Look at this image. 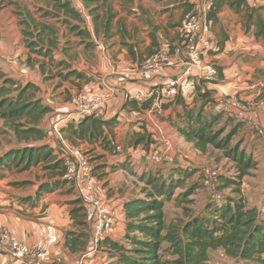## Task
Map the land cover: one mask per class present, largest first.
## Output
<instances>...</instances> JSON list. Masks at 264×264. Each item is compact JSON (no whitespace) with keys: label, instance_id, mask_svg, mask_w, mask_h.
Here are the masks:
<instances>
[{"label":"trees","instance_id":"1","mask_svg":"<svg viewBox=\"0 0 264 264\" xmlns=\"http://www.w3.org/2000/svg\"><path fill=\"white\" fill-rule=\"evenodd\" d=\"M97 1L83 0L85 14L90 17L91 27L96 34L98 17L95 12L97 9L91 6ZM41 2L46 5L45 9L39 11L41 18L54 20L55 23L65 27L69 33L84 40L91 39V33L84 22V15L74 8L71 0H41ZM224 5H228L236 13H240L245 8L244 26L246 29L253 26L256 39L264 40V5L250 7L246 0H213L207 13V20L211 23V27L217 24L218 14ZM5 6L4 1L0 0V11ZM194 11V7H191L186 14ZM15 14L19 15L18 24L22 27L21 32L26 47L31 54L43 59L37 62L35 58L28 57L25 60L27 67L38 64L43 75L46 59L51 67L63 69V72L57 73L62 81H68L70 78L86 79L84 72L72 69L65 59L61 58L54 62L55 55L61 52L64 54L67 47L61 52L58 51V33L53 26L37 22L29 12H15ZM110 20L108 18L104 22L105 35L109 31ZM216 43L218 44L215 54H218L222 43L220 45L219 42ZM86 45L89 48L95 46L94 43L89 42H86ZM156 53L157 51L154 54ZM217 70L220 79L219 69ZM47 78L49 77H45ZM206 85L205 81L199 80L195 88L200 101L199 108L183 106L182 115L179 116L174 127L182 138L192 143L201 153H206L209 146L226 150V155L237 169L238 177L237 179L226 176L218 178L222 186L233 188V191L239 195L238 198H226L219 203H210L203 212L188 218L181 224L166 223L165 204L172 200L174 190L192 177L196 169H180L172 166V169L168 170H172L173 175L168 171L165 177L160 175L159 170L156 172L148 170L144 176L139 177L144 185L140 191L141 195L124 204L123 242L107 238L100 243L101 249L104 247L113 255L116 264H209V251L217 249H221L227 257L241 262L264 264V211L248 207L245 199L239 194L242 179L252 168L253 163L240 151L228 149L230 139L222 138L220 134L213 131L214 125L222 115L219 112L205 114V109L216 103V97L212 91L206 89ZM39 90V87L32 83L22 85L17 79L6 77L0 70V120L17 142V146L0 155V169L23 173L32 167L39 166L46 173L47 179L42 180L37 186L34 195L36 199L65 186L75 190L73 185L63 178L64 152L58 140L50 138L41 127L50 109L38 97ZM180 101V99L177 100V104L181 103ZM152 102V99H147L138 103L126 96L122 109L130 108L137 113L149 111L152 108ZM166 107L168 106H162V108ZM115 122V119L102 120L96 116H89L80 118L76 123L70 121L61 124L58 131L63 139H65L64 134L67 136L68 139L65 140L72 146L79 147V143L97 144L103 150L111 151L114 149L112 138ZM130 141L129 144L132 143L130 144L132 147L143 145L145 149L153 144L151 136L145 132L133 134ZM28 185H31V182L12 184L14 187ZM194 189L195 187L189 190ZM189 192L180 195L179 200L182 203H188L186 198ZM31 200L32 198L27 197L22 199V202ZM73 204L74 208L70 216L74 224L80 226L82 230L68 231L64 244L71 253H82L89 245L90 227L88 222L86 223V209L83 201L78 197ZM163 245L167 247L164 248ZM166 252L174 258L164 259L163 254Z\"/></svg>","mask_w":264,"mask_h":264},{"label":"crops","instance_id":"2","mask_svg":"<svg viewBox=\"0 0 264 264\" xmlns=\"http://www.w3.org/2000/svg\"><path fill=\"white\" fill-rule=\"evenodd\" d=\"M246 2L250 7L264 5V0H246ZM202 4L203 0H98L91 6V8L96 7L97 9L95 12L98 17L96 23L97 34L93 32L90 22L89 25L85 23L91 33L90 40H84L67 30L61 32L64 39L59 38L58 35V51L61 52L65 47H67V50L63 52L64 54L61 52L55 55L54 62L61 58L65 59L72 69L85 73L86 79L83 80L70 78L68 81H62L57 77V73L53 75L51 74L52 71L47 70L50 69L51 65L46 59L44 60L43 75L38 68V64L27 67L25 60L28 57L35 58L34 60L37 62L43 61V59L30 53L24 42L25 40L23 46L26 51L21 60L23 62L21 67H24L29 73L31 72V75H28L29 73L22 75L20 73L21 69L13 64H8L6 67L0 65V70L6 77L17 79L22 85L32 83L39 87L38 97L50 109V112L44 117L41 127L53 139H56V136L52 133L51 123L55 119L65 117L73 112L75 95L80 91L102 95L107 100L99 119L116 120L112 138L114 149L106 151L97 144L89 145L87 143H79V148L87 154L93 164V174L100 199L108 206L111 213L120 220L116 234L111 238L114 241L123 242L124 204L140 196L137 194L138 191L135 190L136 184L132 185L131 183L134 179L131 178L133 172L129 163L135 161V159H139L140 163L143 160L149 161L148 157L142 158L143 153L132 154L131 156L135 159L128 158L131 152L128 145H126L127 150L124 151L123 155L120 148L117 150L115 129L121 128L120 119L123 120L146 113V111L137 113L130 108L123 110L126 96L131 99L135 95L143 94L153 87V83L158 85V90H166L169 87L168 83L171 81L187 85L188 92L186 94H177L172 102H168L164 98L160 107L153 106L150 109V112L163 113L159 116L161 122L164 120L162 118L168 115V123L159 125H166L174 136L179 135L174 124L182 115L183 106L197 109L200 106V101L195 91L199 81L193 77L183 75L185 68L181 62L182 60L179 59L181 45L178 31L187 10L191 7L197 10ZM245 13V8L240 13H236L228 5H224L218 14L217 24L211 27L214 40L219 42V45L222 43L221 51L218 54L214 52L204 58L206 64H213L219 69L220 79L218 78L217 83L206 85V89L212 91L215 97L221 94L232 96L239 94L241 99L249 100L248 89L253 88V84L250 85L249 83L253 81L256 84L259 78L264 79V40L256 39L253 26L246 29L244 26ZM39 18L40 20H37L34 17L37 22L43 23H45L42 21L43 19H49L40 16ZM108 18L111 20L109 31L105 35L104 22ZM50 20L53 22L52 24H45L54 28L59 25L54 20ZM63 28L66 29L61 26V29ZM21 29L22 27L20 31ZM70 38L72 39L70 40ZM164 38L170 43L169 58L173 65L163 64L157 77L143 75L138 72L144 60L159 49V45ZM86 42L94 43V48H89ZM101 45L105 47V56L100 53L99 47ZM84 62L86 66H83ZM57 69H61L63 72L62 68ZM98 74L102 75L101 79L95 78ZM45 77L49 78L45 79ZM171 90L177 92V88L173 87ZM179 99L181 103L177 104L176 101ZM163 105L168 107L162 108ZM207 109L209 108L205 110ZM120 130L123 131L125 128ZM153 134H155L154 130ZM63 136L66 140L68 139L65 134ZM129 136L130 133H127L126 143L130 141ZM151 138L159 140V151H165L170 156L172 155L171 147L163 145L164 138L171 139L170 136L165 135L162 137L158 133L156 136H151ZM15 146H17L16 143L2 151L0 155ZM98 151L99 153H97ZM90 154L96 155L90 156ZM173 162H175V167L189 168L183 165L181 160L176 161L172 158L171 163ZM38 168L40 169L39 166ZM148 170L149 168H142L139 177L144 176ZM23 181L17 179L13 183ZM25 181L28 180L25 179ZM41 181L29 180L31 185L26 186L24 194H17L15 188L20 190V187H12L0 180V225L28 246L33 245L39 239L46 226L55 227L60 233V240L56 245L50 247L49 257L39 264H78L81 252L71 253L64 244L65 235L68 231L82 230L80 226L74 224V220L70 216V212L74 208L73 201L78 198V195L74 190L77 198H73V193L69 191V187L65 186L52 193L43 194L36 199L34 195ZM15 197L21 199L29 197L32 200L19 202ZM7 261L8 258L0 254V264H7ZM95 264H116V261L113 255L103 247L96 258Z\"/></svg>","mask_w":264,"mask_h":264},{"label":"rangeland","instance_id":"3","mask_svg":"<svg viewBox=\"0 0 264 264\" xmlns=\"http://www.w3.org/2000/svg\"><path fill=\"white\" fill-rule=\"evenodd\" d=\"M6 6L0 11V65L8 66V64H13L15 67L21 69L20 73H29L24 67H21L23 62L25 47L24 36L20 31L19 13H32L37 20H40L38 13L41 9H45L46 5L41 2V0H2ZM84 5V3H83ZM45 23L52 24L50 19H43ZM55 29L59 35V38L64 39V35L61 32H66V29H61V26H56ZM72 38H70L71 40ZM162 40H166L165 38ZM24 41V42H23ZM167 41V40H166ZM169 42V41H168ZM26 44V43H25ZM101 55H106V50L104 46H100ZM81 55V53H79ZM83 59V58H81ZM111 60V59H110ZM86 63H83V66ZM50 67V65H48ZM47 69V68H46ZM53 69V70H51ZM52 71L51 74L56 75V73L62 71L61 69L51 68L47 69ZM23 72V73H22ZM48 72V73H50ZM31 73V72H30ZM28 75H31V74ZM91 76V75H90ZM102 75H96V79H101ZM58 77V76H57ZM91 78H93L91 76ZM94 79V78H93ZM96 82V81H95ZM72 85L71 82H69ZM253 88L248 89L249 100L241 99L239 94L234 95L237 100H239L244 105L245 118L229 117L224 113H221L220 120L214 125L213 131L220 134L222 138L230 139V144L228 149H234L240 151L245 156H248L250 162L253 163L252 168H250L247 174L242 179V185L240 187V195L245 199V202L250 208H257L264 211V79H258V83L251 81L249 83ZM77 95V94H76ZM75 95V96H76ZM262 101V102H260ZM193 107V106H191ZM194 108V107H193ZM195 109V108H194ZM181 111V109H179ZM213 110H205V114H212ZM163 113L150 112L142 113L137 116L128 117L119 122L121 128L115 129V136L117 141V147L120 148V152L123 155L124 151L131 148L130 157L132 154L138 155L143 153L142 158L148 156V151L156 152L159 151V140H154L151 138L153 144L149 145L148 149L144 148L143 145L138 147H132V143L129 141L126 143L127 133H130L129 138L131 139L136 131H141L139 134L144 132L150 136H156L158 133L163 136H170L171 139L164 138L163 145L166 147H171L172 158L176 161H180L186 167L196 169L192 177L188 178L183 185L177 187L174 190L172 200L167 202L164 207L165 220L166 223L172 222L176 224H181L188 218L198 215L203 212L207 205L210 203H219L226 198H238V194L233 191V188H226L222 186L219 181L220 176H226L229 178L237 179L238 172L233 164V161L226 155V150L216 149L213 147H208L206 153H201L197 151L193 144L186 141L180 135L174 136V134L166 127V125H159L162 123H168L169 116L166 115L162 119L159 116ZM139 119V120H138ZM66 123V122H65ZM125 128L121 131L120 129ZM0 154L5 149L9 148L13 144H17L15 139L7 131L8 129L4 127L3 122L0 120ZM153 130L155 134H153ZM171 133V134H170ZM157 138V137H156ZM166 141V142H165ZM131 142V141H130ZM65 143L68 142L65 140ZM62 145V144H61ZM63 149L65 146H63ZM99 153V151L97 152ZM95 156L96 154H90V156ZM110 158V156H108ZM89 158V157H88ZM90 159V158H89ZM91 161V160H90ZM93 161V160H92ZM148 160H143L141 163L139 159L133 160L129 163L132 166L131 178L132 185H135V190L138 191V195H141L140 191L144 186L141 179L139 178L140 170L142 168H149L156 172L159 170L162 177L167 175L172 166L175 167V162L167 164L155 165ZM92 164V162H91ZM93 165V164H92ZM185 167V168H186ZM186 168V169H190ZM172 169V168H171ZM180 169H183L180 167ZM206 171H214L216 177L206 175ZM173 172L172 170L169 171ZM0 180L12 186L13 181L19 179V181L24 180H36L40 182L41 180L47 179L46 173L43 172L38 167H32L29 171L23 173H11L0 169ZM178 177L176 173V178ZM14 187V186H12ZM29 187V186H27ZM195 187L194 190H189ZM17 190V194H24L25 187H20ZM190 191V192H189ZM73 198H77V195L73 190ZM188 193L186 201L188 203H182L180 195ZM22 201L21 198L15 197ZM164 248L167 245H163ZM164 259H173L174 257L169 253H164ZM209 264H253L248 262H241L240 260H235L227 257L221 249L209 251Z\"/></svg>","mask_w":264,"mask_h":264},{"label":"built area","instance_id":"4","mask_svg":"<svg viewBox=\"0 0 264 264\" xmlns=\"http://www.w3.org/2000/svg\"><path fill=\"white\" fill-rule=\"evenodd\" d=\"M74 8L84 15V22L89 25L90 17L85 14L83 0H71ZM213 0H203V4L192 13L183 16L179 26L180 50L179 59L184 65L183 75L203 80L206 84L216 82L218 70L213 64H206L204 58L217 50V43L211 34V23L207 20V13ZM170 43L162 40L157 53L142 64L140 70L143 75L157 77L163 64L173 65L169 58ZM211 82V83H210ZM143 94L135 95L131 99L136 102L152 99V107H160L161 101L172 102L177 94H186L188 86L175 81L168 83L166 90H158V85ZM177 88V92L171 90ZM171 88V89H169ZM106 99L89 91H80L75 96V107L67 116L55 119L51 123L53 135L64 152L65 173L63 178L71 183L78 197L83 201L86 217L89 222L90 241L87 249L81 253L78 264H95L100 251V243L104 239H111L116 234L120 220L117 219L108 206L100 199L94 177V168L87 154L79 147L65 143L58 127L65 122L76 123L80 118L99 117L106 105ZM216 103L209 107L214 112L224 113L229 117L245 118L244 105L230 94L216 96ZM65 146L64 149L62 145ZM119 150V148H117ZM148 159L155 165L169 164L172 157L165 151L149 152ZM189 167V166H188ZM190 168V167H189ZM206 175L216 177L214 171H206ZM60 240V233L53 226H46L45 231L33 245L20 242L12 233L0 225V254L8 258L7 264H39L50 255L49 249Z\"/></svg>","mask_w":264,"mask_h":264}]
</instances>
